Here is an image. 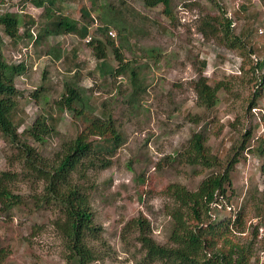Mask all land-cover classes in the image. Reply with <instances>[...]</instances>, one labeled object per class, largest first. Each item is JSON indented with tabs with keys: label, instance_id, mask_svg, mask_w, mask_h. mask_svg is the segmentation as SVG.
Here are the masks:
<instances>
[{
	"label": "rangeland",
	"instance_id": "rangeland-1",
	"mask_svg": "<svg viewBox=\"0 0 264 264\" xmlns=\"http://www.w3.org/2000/svg\"><path fill=\"white\" fill-rule=\"evenodd\" d=\"M105 2L112 4L127 27L122 39L110 25L117 37H109L124 64L138 74V91L132 70L118 77L102 76L93 49L83 42L65 39L64 44H69L57 63L49 51L64 37L48 39L43 47L31 49L28 72L16 79L17 88L24 93L18 100V119L24 121L18 133L38 117L51 115L57 134L45 144L25 137L13 144L0 133V174L17 175L12 190L21 200L9 213L1 211L0 205V264H67L70 252L58 228L60 213L55 205L43 203L46 182L26 169L19 147L27 142L45 163H58L64 145L85 128L75 113L56 108L70 89L90 99L96 116L102 117L105 107L124 137L121 148L108 157L110 168L90 170L85 177L75 174L71 179L89 194L94 225L100 230L98 240L91 244L97 257L93 264L143 262L139 230L127 229L132 220L148 221L154 240L168 245L170 213L176 207L166 193L168 187L179 184L196 191L214 172L224 173L233 160L238 162L230 174L227 198L216 206L212 219L235 218L247 201L243 226L234 233V240L252 246L251 264H264V152L258 150L264 142V67L259 70L257 66L264 61V0H218L221 9L207 0H171L175 20L168 18L163 5L149 7L146 0ZM89 4L86 0L62 8L68 17L82 23L81 8ZM34 6L24 0H0V16L22 13V22H28L31 16L24 13L32 12ZM39 11L38 20H33L42 26L49 18L44 9ZM224 13L233 22V32L244 37V54L201 32L206 18ZM4 40V54L12 62V53L22 52L26 45L20 41L11 48L10 39ZM107 53V63L119 68L112 48ZM201 80L220 86L214 108H208L196 91ZM39 91L37 99L33 95ZM198 132L206 134V147L217 158V167L208 169L185 161L188 143Z\"/></svg>",
	"mask_w": 264,
	"mask_h": 264
},
{
	"label": "trees",
	"instance_id": "trees-1",
	"mask_svg": "<svg viewBox=\"0 0 264 264\" xmlns=\"http://www.w3.org/2000/svg\"><path fill=\"white\" fill-rule=\"evenodd\" d=\"M29 0H24L26 3ZM37 7H43L48 23L38 26L30 18L28 22H22V13H5L0 16V133L13 144L21 143L22 138L33 139L37 144H45L56 132V120L51 116L38 117L33 125L26 128L21 135L18 130L24 121L18 119V100L23 97L16 85V79L28 72V66L24 63L16 65L10 62L4 54L3 46L5 37L10 39V46L17 45L20 41L29 46L43 47L52 36H74L76 41L83 42L92 35V41L88 44L95 57L100 62L97 70L102 76L118 77L127 74L131 68L124 64L119 48L114 40L109 37L113 25L120 38H125L127 27L109 2L102 0H89V6L83 5L79 22L67 16L62 8L66 2L82 3L86 0H32ZM217 6L218 0H207ZM149 7L164 6V13L175 20L172 11L171 0H146ZM65 12V13H64ZM92 12L97 13V17ZM226 13L218 17L206 18L201 27V32L206 38L216 37L222 40L227 48L239 50L244 54L247 44L244 37L233 32V22L225 17ZM26 20V19H25ZM98 26L90 30L95 23ZM24 23V31L20 33V26ZM38 27V29H37ZM37 29V32L35 31ZM36 36V37H35ZM77 37L78 39H76ZM84 43V42H83ZM112 48L120 67L116 68L107 63L108 48ZM15 48V47H14ZM63 49L60 45L52 47L49 55L55 60L62 58ZM255 49L251 50L254 54ZM258 69L264 67V61L260 62ZM138 74L132 70V82L138 91ZM220 86L212 87L201 80L196 91L204 97L208 108H214L218 103ZM41 96L40 91L33 95ZM56 108L63 112L69 110L76 117L82 119L85 128L72 141L64 145L61 156L56 165L45 163L40 157L39 151L23 142L22 155H25L26 169L33 175L46 182V195L43 203L55 205L60 213L58 228L66 239L67 264H93L96 254L91 246L98 240L99 228L94 225V213L91 199L85 189L71 181L75 174L85 177L90 170H104L112 166L111 159L124 144L123 134L116 127L113 118L108 116L105 107L102 117L95 115L94 108L90 107V99L85 95H79L75 89L68 90ZM105 118V119H104ZM207 136L204 132L195 133L184 152L185 161L192 166L214 168L218 166V160L208 153L206 143ZM259 152H264V142L259 146ZM183 156V155H182ZM233 160L227 170L214 172L202 181L196 191H190L179 184L170 185L166 191L172 197L176 207L171 211L172 228L168 238V245H160L153 236L150 223L146 220H132L128 225V231L139 230L138 242L143 251L141 264H251L253 258L252 246L245 247L234 240V233L243 226L242 209L236 213L235 218H215L212 215L216 206L227 198V186L231 183L230 174L237 163ZM17 175L12 172L0 174V205L1 211L9 213L21 204V200L12 190V183ZM42 203V204H43ZM215 206V207H213ZM264 224V223H263ZM132 229V230H131ZM257 228L253 235L257 236Z\"/></svg>",
	"mask_w": 264,
	"mask_h": 264
},
{
	"label": "built area",
	"instance_id": "built-area-1",
	"mask_svg": "<svg viewBox=\"0 0 264 264\" xmlns=\"http://www.w3.org/2000/svg\"><path fill=\"white\" fill-rule=\"evenodd\" d=\"M97 26H98V23L96 22L90 30L96 29ZM109 36L114 39L117 37V34L115 31L111 30L109 32ZM75 38L78 39L77 37ZM91 41H92V35L88 36L83 42L84 44H89ZM33 45L34 43H31L29 46L24 47L22 49V52L15 51L14 53H12V62L15 63L16 65L22 64V63L27 65V58H28V55L31 54V49L33 48Z\"/></svg>",
	"mask_w": 264,
	"mask_h": 264
},
{
	"label": "crops",
	"instance_id": "crops-1",
	"mask_svg": "<svg viewBox=\"0 0 264 264\" xmlns=\"http://www.w3.org/2000/svg\"><path fill=\"white\" fill-rule=\"evenodd\" d=\"M29 3H32V5L34 4V2L32 1V0H29L28 1ZM67 4H69L68 2H66L65 4H63V5H67ZM70 4H72V5H76L75 3H70ZM35 5V4H34ZM34 7H36L35 9H33L32 10V12H27L26 13V11H25V13L24 14H30L29 16H31L30 18H32V19H34V20H38V16L39 15H41V13H42V11H39L40 10V8L41 9H44L43 7H37L36 5L34 6ZM37 25H38V23H36ZM54 37H64V38H62L61 40H58L57 42H58V44L57 45H60L61 47H64V50H63V53L65 52V48L68 46V44L69 43H67L66 45L64 44L65 43V39H70V38H72L73 40H75L74 39V36H71V35H68V36H52V37H50L49 39H51V38H54ZM71 39V40H72ZM80 41H78L77 43H79ZM64 45V46H63ZM63 57V56H62ZM65 59V58H64ZM64 59H63V61H64ZM62 60V58L59 60V61H56V63L57 62H60Z\"/></svg>",
	"mask_w": 264,
	"mask_h": 264
}]
</instances>
